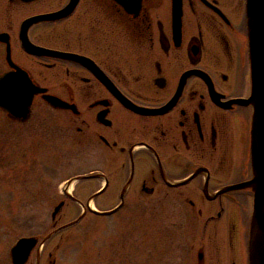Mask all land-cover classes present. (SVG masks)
Listing matches in <instances>:
<instances>
[{"label": "flooded vegetation", "instance_id": "obj_1", "mask_svg": "<svg viewBox=\"0 0 264 264\" xmlns=\"http://www.w3.org/2000/svg\"><path fill=\"white\" fill-rule=\"evenodd\" d=\"M8 72L43 89L23 120L0 109L26 124L15 130L28 164L94 168L63 179L53 201L28 191L27 203L50 201L49 230L18 235L6 264H68V237L50 241L88 213L110 219L95 224L90 264L264 261V237L249 244L253 191L240 186L252 177L246 0H0ZM66 207L78 214L61 222ZM22 238L35 243L13 259Z\"/></svg>", "mask_w": 264, "mask_h": 264}, {"label": "rangeland", "instance_id": "obj_2", "mask_svg": "<svg viewBox=\"0 0 264 264\" xmlns=\"http://www.w3.org/2000/svg\"><path fill=\"white\" fill-rule=\"evenodd\" d=\"M33 110L41 109L37 104L31 107ZM24 127L26 124L18 122H8L4 115L0 112V158L5 154L8 161L2 160L0 163V183L3 182V191H0V258L3 264L7 263V254L10 245L14 242L18 235L28 232H46L49 230L47 224L50 222L49 208L50 201L43 197L38 198L37 201L29 202L30 195L27 196L30 189L47 190L45 195H51L50 200L56 199V194L60 196L61 182L66 177L77 172L93 169L94 166L88 164H78L75 161L64 164V162H57L54 164L52 160L47 161L48 164L33 165L28 164L29 147L28 136L23 132L26 130H15L16 127ZM49 153L56 154V150H50ZM57 153H59L57 151ZM51 154V155H52ZM58 155V154H57ZM18 157L19 161H11V158ZM35 185V187L33 186ZM78 183H73L71 187L78 189ZM7 189L15 190V194L19 197L10 198L11 193ZM50 190V191H49ZM3 192V193H2ZM56 192V193H55ZM1 193L3 197H1ZM9 194V195H8ZM37 195H39L37 193ZM53 196L55 198H53ZM29 200V201H28ZM51 201V202H52ZM110 199H97L96 204H109ZM30 205L34 206V211L30 210ZM30 210V211H29ZM78 214V208L66 207L61 213V222L68 219H73ZM108 222V217H96L93 214H86L77 225L71 226L63 230L59 235L54 236L50 244L62 235L68 237L62 242V254L66 253V257H62L68 264H77L79 261H90L93 259V237L94 228L97 221ZM46 223V224H45ZM5 257V258H4ZM62 260V261H63Z\"/></svg>", "mask_w": 264, "mask_h": 264}, {"label": "water", "instance_id": "obj_3", "mask_svg": "<svg viewBox=\"0 0 264 264\" xmlns=\"http://www.w3.org/2000/svg\"><path fill=\"white\" fill-rule=\"evenodd\" d=\"M246 25L251 93L245 102L252 104L254 109L250 147L252 177L240 186L250 187L253 191L249 242L252 250L257 234L264 237V0H246ZM28 46L32 47L30 44ZM17 72L0 76V108L9 117L23 120L29 115L33 95L43 89L34 86L23 72ZM45 99L56 103L48 95ZM59 206L60 204L54 208L52 216ZM80 216L72 222L77 221ZM34 243V238L19 239L11 248V256L13 259L17 254L25 256ZM250 264H258L253 254L250 255ZM259 264H264V261H259Z\"/></svg>", "mask_w": 264, "mask_h": 264}]
</instances>
